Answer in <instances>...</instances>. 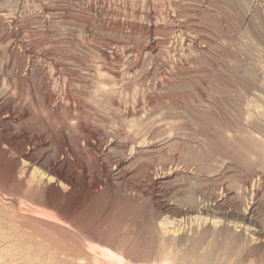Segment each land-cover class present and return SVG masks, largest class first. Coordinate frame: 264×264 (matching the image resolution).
<instances>
[{
    "label": "rangeland",
    "instance_id": "374dc122",
    "mask_svg": "<svg viewBox=\"0 0 264 264\" xmlns=\"http://www.w3.org/2000/svg\"><path fill=\"white\" fill-rule=\"evenodd\" d=\"M0 264H264V0H0Z\"/></svg>",
    "mask_w": 264,
    "mask_h": 264
}]
</instances>
